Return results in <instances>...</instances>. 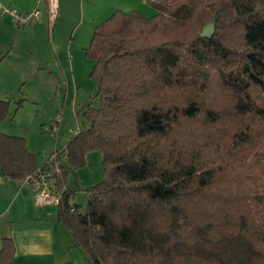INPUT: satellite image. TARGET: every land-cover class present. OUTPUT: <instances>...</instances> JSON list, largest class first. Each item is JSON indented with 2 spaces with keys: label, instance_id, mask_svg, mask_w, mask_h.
Here are the masks:
<instances>
[{
  "label": "trees",
  "instance_id": "1",
  "mask_svg": "<svg viewBox=\"0 0 264 264\" xmlns=\"http://www.w3.org/2000/svg\"><path fill=\"white\" fill-rule=\"evenodd\" d=\"M147 1L154 15L116 11L93 32L87 125L43 166L0 130L2 175L60 162L58 221L91 264H264V0ZM10 109L0 98V123ZM93 149L84 211L65 185ZM15 254L4 236L0 264Z\"/></svg>",
  "mask_w": 264,
  "mask_h": 264
},
{
  "label": "crops",
  "instance_id": "2",
  "mask_svg": "<svg viewBox=\"0 0 264 264\" xmlns=\"http://www.w3.org/2000/svg\"><path fill=\"white\" fill-rule=\"evenodd\" d=\"M123 2L125 0H0L1 6L12 7L19 12L27 13L36 8L40 10L39 19L34 20L28 30L18 29L14 16L3 12L0 7V37L15 34L11 49L15 50L16 59L20 56L17 47L19 36L28 37L30 51L33 49L34 40L37 49V43L40 47V43L43 42V35L47 38L53 62L52 64L48 62L46 65L41 62V73L63 74L66 88L64 111H58L56 116L68 109L77 111L80 89L75 70V58L83 54L80 53L81 49L86 51L91 46L93 32L97 26L114 12L124 9ZM52 5L55 6L53 13H51ZM50 22L53 24L52 29L49 27ZM90 34H92L91 43L88 47L86 40H89ZM78 40L85 42L77 46ZM85 51L86 54L87 51ZM3 53L5 52H1L0 55H4ZM3 57L5 56L0 58L2 62L7 60ZM2 62L0 63V98L10 99L7 88L13 78L2 75ZM94 64L95 61L93 67ZM95 93L93 91L92 95ZM81 108L84 114L87 106ZM83 120V127H85L87 122ZM81 128L74 129L73 136ZM44 164L39 162V166ZM65 188H69L67 183ZM73 199L71 200L73 203H78ZM4 236H12L15 242L14 264H91L82 249L76 245L66 226L58 221V204L38 203L33 186L29 182L4 178L0 166V248Z\"/></svg>",
  "mask_w": 264,
  "mask_h": 264
},
{
  "label": "rangeland",
  "instance_id": "3",
  "mask_svg": "<svg viewBox=\"0 0 264 264\" xmlns=\"http://www.w3.org/2000/svg\"><path fill=\"white\" fill-rule=\"evenodd\" d=\"M122 4L124 9L118 11L127 13L132 10L131 8H134L148 17L156 13L154 7L147 0H125ZM51 13H53L52 9ZM30 26L31 24L18 26L16 23L18 29L29 30ZM51 26H53L52 22L49 25L50 29H52ZM14 35L11 33L6 37L4 35L0 37V54L5 52L4 55H0V58L2 56H5L4 59L7 58L3 62L2 59L0 61V63L2 62V75L13 78L7 88L11 101L10 114L0 123V130L7 134L24 137L28 149L35 153L37 161L44 164L55 152L65 148L67 141L74 134V129L84 126V114L81 107L97 103V100L92 97L94 95L92 92L97 91V83L90 75L94 61L86 56L85 49H81L80 53L83 54L75 58V70L80 89L77 111L68 109L63 114L60 112L62 122L59 124V130L53 133L51 126L56 119V114L58 111H64L65 108V103H63L66 97L64 75L41 73V62L45 65L48 62L51 64L53 62V56L48 49L50 45L44 35L40 47L37 43V49L35 40L33 41L34 46L31 51L28 37L19 36L17 38L19 59H16L15 50L11 49ZM88 36L89 40H86V46L89 47L92 34ZM84 42L78 40L77 46ZM53 67L57 70L55 65ZM19 101H21L20 106L17 105ZM102 175L103 153L100 149L89 151L86 164L69 171L67 186L76 191V199L73 200L82 205L84 211L88 200L87 188L98 183L102 179Z\"/></svg>",
  "mask_w": 264,
  "mask_h": 264
},
{
  "label": "built area",
  "instance_id": "4",
  "mask_svg": "<svg viewBox=\"0 0 264 264\" xmlns=\"http://www.w3.org/2000/svg\"><path fill=\"white\" fill-rule=\"evenodd\" d=\"M3 12L11 13L18 26H24L31 24L34 20H38L40 17V10L34 9L31 12H19L17 9L12 7H3L0 5ZM55 6L52 5V11L54 12ZM62 122V115L59 113L56 119L52 123V131L56 133L59 130V124ZM55 135V134H54ZM59 153L55 152L50 161H53ZM62 159L67 160V154H61ZM51 163V162H50ZM60 162L55 165L48 166L38 170L37 172L31 173L26 177V181L29 182L35 191L36 201L41 204H59L62 197V190L59 189L54 183V173L60 172ZM73 212H78L74 207H71Z\"/></svg>",
  "mask_w": 264,
  "mask_h": 264
},
{
  "label": "water",
  "instance_id": "5",
  "mask_svg": "<svg viewBox=\"0 0 264 264\" xmlns=\"http://www.w3.org/2000/svg\"><path fill=\"white\" fill-rule=\"evenodd\" d=\"M215 29H216V24L210 23L204 27L201 36L209 38L215 33Z\"/></svg>",
  "mask_w": 264,
  "mask_h": 264
}]
</instances>
